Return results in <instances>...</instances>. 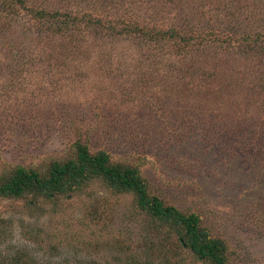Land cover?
<instances>
[{
    "label": "rangeland",
    "instance_id": "rangeland-1",
    "mask_svg": "<svg viewBox=\"0 0 264 264\" xmlns=\"http://www.w3.org/2000/svg\"><path fill=\"white\" fill-rule=\"evenodd\" d=\"M170 1L136 2L140 25L184 27L185 18L205 31L208 20L219 39L189 56L184 42L164 37L161 57L137 51L134 37L104 34L98 43L112 53L90 42L52 60L54 68L0 69V176L15 166L46 175L53 160L75 156L78 142L102 149L113 164L136 168L165 205L196 213L225 244L228 264H264V54L246 52L242 39L252 25L263 29L264 5ZM30 2L85 10L92 0ZM246 9L261 19L249 20ZM17 25L4 26L0 42L11 44ZM12 48H0V63H13ZM162 234L169 237L159 244ZM177 236L140 210L132 192L98 178L54 199L0 196V264H28L26 253L35 264H210L177 248ZM159 245L166 258L152 254Z\"/></svg>",
    "mask_w": 264,
    "mask_h": 264
},
{
    "label": "trees",
    "instance_id": "trees-1",
    "mask_svg": "<svg viewBox=\"0 0 264 264\" xmlns=\"http://www.w3.org/2000/svg\"><path fill=\"white\" fill-rule=\"evenodd\" d=\"M143 1L146 0H92L85 10L77 8L48 10L32 5L30 0H0V35L4 33V26L19 25V32L15 30L12 37H6L8 38L6 41H11V44L5 42L7 47H16L9 50L13 63L2 62L0 69L15 71L29 69L36 62L44 64L43 67L54 68L55 60L61 62L63 60L60 58L75 55L76 51L83 50L84 43L90 45V42L95 45V52L104 49V52L112 53L113 50L98 43L104 34L111 35L112 40H115L117 35H121V39L128 37L127 40L134 37L138 40L129 41L137 46V51L142 54L158 51L157 55L161 57L166 56L167 48L159 45L157 40L164 37L178 38L177 41L184 42L181 51L184 49L186 51L184 55L189 56L204 51L205 41L211 36L215 37L213 40L219 39L212 29L213 26H209L208 20L205 24L208 28L205 31L180 17L178 20L180 23L184 21V27L166 25L160 30L156 29L155 23L145 28L140 25V21L143 20L140 15L135 14L134 8L137 6L136 2ZM259 1L264 5V0ZM172 2L173 0L170 1ZM248 13L251 14L246 9L247 17ZM252 14L249 20L251 17H254L252 20L255 21L261 19L259 15ZM256 27L252 25L250 31H245L242 39L247 45L246 52L253 51L254 54L262 56L264 27L262 30H256ZM183 28L189 33H180L179 30ZM223 40L227 43L230 38L227 36V40ZM5 43L0 42V48ZM228 43L231 45L230 41ZM37 50L40 51V56ZM91 50L89 48V51ZM168 56L172 55L168 53ZM74 147L75 156L65 160H53L46 175H41L34 169L15 166L7 179L0 176V196L19 198L26 194H34L54 199L58 195L80 192L90 181L98 178L115 192H132L140 210L178 234L177 248L189 251L198 260L210 264H228L225 244L209 236V233L200 226V218L196 213L185 214L173 205H165L156 195L149 194L147 183L137 169L113 164L108 152L102 149L91 152L86 144L79 142ZM167 237L169 235L162 234L159 244L167 241ZM151 252L159 258H166L163 245H159ZM22 257L28 264L36 263L28 253ZM20 260L22 258H12L10 264H19Z\"/></svg>",
    "mask_w": 264,
    "mask_h": 264
}]
</instances>
